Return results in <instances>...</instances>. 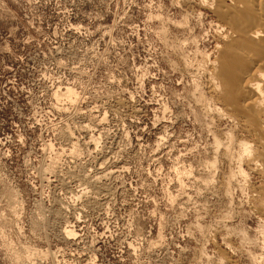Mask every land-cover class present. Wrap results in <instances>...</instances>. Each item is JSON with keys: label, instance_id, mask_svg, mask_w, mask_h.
Instances as JSON below:
<instances>
[{"label": "rangeland", "instance_id": "1", "mask_svg": "<svg viewBox=\"0 0 264 264\" xmlns=\"http://www.w3.org/2000/svg\"><path fill=\"white\" fill-rule=\"evenodd\" d=\"M176 1L0 0V264H249L258 218L230 163L208 164L229 124L204 114L184 72L213 33L197 0ZM183 15L195 44L169 23ZM89 115L105 117L97 147L70 158L63 135L83 143ZM101 158L116 166L106 195L67 200L60 177Z\"/></svg>", "mask_w": 264, "mask_h": 264}, {"label": "bare ground", "instance_id": "2", "mask_svg": "<svg viewBox=\"0 0 264 264\" xmlns=\"http://www.w3.org/2000/svg\"><path fill=\"white\" fill-rule=\"evenodd\" d=\"M196 3L195 15L197 20L200 23L206 21L212 30L214 39L211 46L206 43L194 45L191 53L193 59H188V55L183 58L184 72L191 78L194 92L198 96L195 97L196 102L201 106L204 114H214L219 119L226 121L227 125L229 124L228 128H222L220 134L213 132L211 145L213 144L214 155L213 161H209L208 164L214 167L216 160L220 158V160L228 161L233 167L234 170L230 171L227 184L235 182L234 184L241 189V192L242 190L245 191L249 208L258 218V224L253 228L256 233V240L249 241V236L243 235V238L254 243L255 248L254 250L247 249V253H244L248 256L249 264H264V0H197ZM188 16L190 15H183L179 20L170 18L169 23L173 27L188 31L190 29ZM189 31L191 32V39L188 38L193 43L196 42V36L192 34L193 29ZM186 41L187 38H184L179 43L184 44ZM180 44L178 45L180 46ZM56 89L58 90V88ZM73 92L75 91L69 86L64 87V91L58 93L70 99L74 96ZM58 93L54 96L59 95ZM104 118L93 115L90 119L94 124L85 119L81 122L80 129L87 135L83 143L78 139L76 140L70 131L64 130L66 133L63 132L65 137L63 141H66V144L64 143L65 145L61 150L73 159L81 153V149L93 152L100 136L97 134L102 133L100 131L103 129ZM93 131H96L97 134H94ZM161 137L159 136V138ZM81 146L83 147L80 148ZM51 147L53 148V146ZM57 154L59 155L58 152ZM102 160L103 158L96 162L92 174L83 169L77 172L65 171L66 175L60 177V181L66 190L65 197L68 198L67 200L78 199L77 197L80 198L81 195L84 196L86 192L91 191L88 202L93 204L98 201L99 196L106 195L107 187L102 179L112 175L116 166L102 168ZM52 161L50 160V166L54 176V168H56L54 164L56 162ZM176 172L177 175H180L178 181H180V187L183 189L181 175L188 174L190 171L184 170L183 167V170L177 169ZM254 177L257 178L256 183L253 182ZM67 178L72 179L78 189L69 188L65 181ZM63 202L61 211L65 212L70 204L67 205ZM99 204H102V201ZM73 207L77 211L81 209L76 208V206ZM73 231L74 229L67 228L66 225L61 230L65 237L69 234L72 237L73 233H76Z\"/></svg>", "mask_w": 264, "mask_h": 264}]
</instances>
